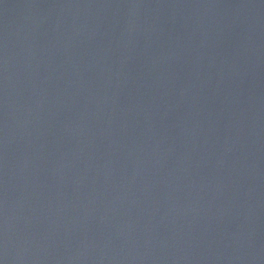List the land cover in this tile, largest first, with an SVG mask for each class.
Segmentation results:
<instances>
[{
    "label": "water",
    "instance_id": "water-1",
    "mask_svg": "<svg viewBox=\"0 0 264 264\" xmlns=\"http://www.w3.org/2000/svg\"><path fill=\"white\" fill-rule=\"evenodd\" d=\"M0 264H264V0H0Z\"/></svg>",
    "mask_w": 264,
    "mask_h": 264
}]
</instances>
